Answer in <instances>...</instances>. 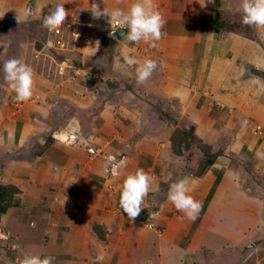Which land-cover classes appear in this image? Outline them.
<instances>
[{"label": "crops", "instance_id": "crops-1", "mask_svg": "<svg viewBox=\"0 0 264 264\" xmlns=\"http://www.w3.org/2000/svg\"><path fill=\"white\" fill-rule=\"evenodd\" d=\"M29 2L0 0V182L14 186L20 197L14 195L13 204L0 214V264H19L25 253L53 256V264H173L169 255L175 246H163L157 232L142 223L145 218H140L151 207L145 203L134 221L119 208L118 190L123 177L137 168L148 172L155 184L167 186L175 181L166 176L169 154L158 148L164 143H157L156 137L143 141L134 126L140 118L144 121V111L158 110L159 98L163 109L210 146L216 155L203 173H180V178H190L189 194L201 204L208 198L211 203L222 179L231 180L235 173L246 172L238 169L241 166L234 158L255 155L246 169L253 172L260 168L264 174V153L254 154L257 139L248 128L249 121L258 122L264 115V28L242 23L240 0H155L166 21L162 39L156 47H150L145 42L130 44L121 36L113 38V50L106 51L111 59L108 57L105 66L100 60V68L95 66L110 79L99 93H110L115 99L102 98L93 106L81 96L77 98L78 94L94 95L91 82L85 87L71 82L57 88L51 70L40 64L43 54L39 50L37 56H31L23 40L13 52L14 33L4 18L9 13H24ZM92 2L31 3L34 14L40 15L47 14L57 3H65L69 11L66 20L103 26L101 21L107 18L93 19L87 10ZM96 2L108 9L127 10L131 0ZM126 52L140 62L146 58L156 60L151 85L139 88L134 71H128L126 66L117 68V62L123 65ZM10 57L30 65L35 80V98L15 110L8 97L15 92L3 72V64ZM241 68L245 70L243 76ZM237 90L244 94H234ZM254 96L257 104L252 101ZM61 97L62 105H58L56 100ZM32 100L39 107L34 108L37 104H31ZM227 106H235L237 112H225ZM70 125L79 130L67 136ZM86 126L91 131L89 135L99 142L98 152L91 157L79 141L74 143L76 133L82 137ZM125 142L134 147L126 144L129 146L124 148ZM140 146L144 153H135L134 148ZM122 151L136 159L134 165ZM116 156L123 158L125 168L120 165L113 173L104 167V159ZM179 159L181 156L175 158L174 164ZM185 218L189 219L183 213L180 219ZM147 221L160 226L162 220L153 214ZM94 223L106 233H98L92 227ZM170 232L169 228L164 238L167 241Z\"/></svg>", "mask_w": 264, "mask_h": 264}, {"label": "rangeland", "instance_id": "rangeland-1", "mask_svg": "<svg viewBox=\"0 0 264 264\" xmlns=\"http://www.w3.org/2000/svg\"><path fill=\"white\" fill-rule=\"evenodd\" d=\"M33 1L30 0L29 4L31 5L29 7H33V3H31ZM39 16L40 13L36 12L35 17ZM35 17L24 20L23 13H9L4 18V23L9 24V30L14 33L12 40V43H14L13 52L16 51L18 44L24 40V44L27 43V46L30 48L29 53L31 56H37L38 50L43 54L41 55L43 59L40 64L41 66H45L47 71L51 70L50 73H53L57 88L66 87V84H70L71 82L81 83L85 87L91 82V90L94 95H91V93L78 94V99L81 96L84 101L86 100L87 102L88 100L89 104L93 106L102 98H104L103 101L114 100L115 98L110 93H99V91H102L101 88L108 86L107 83L110 79L106 73H101L95 66L98 65V68L101 65L105 66L104 63L107 64L106 60L108 57L111 59L106 51L113 50V38L115 37L109 35V31L106 30L107 25H109L108 20L101 21L103 26L94 24L90 26L85 23L83 28L75 25L77 21L66 20L64 25L56 29L59 31L56 33V30H49L44 27L41 19ZM17 18L21 22L18 23ZM121 37L123 36L121 35ZM57 40L63 41V45L61 46L60 43H57ZM96 41H99L100 45L97 51L95 48ZM86 48L90 49V51H87ZM99 60L101 61V65L98 63ZM78 62L79 64H77ZM39 68L38 66V70ZM128 71L135 72V66ZM262 76L264 77V74ZM110 77L114 78V76ZM115 78L118 81V77ZM135 81H137V78ZM151 83L152 80L150 78L142 84L138 83V81L136 82L139 88H143L146 84L151 85ZM128 85H130L131 90L133 88L132 81ZM239 91L241 95L244 94L243 90L234 91V94ZM74 92L77 94L76 91ZM248 93L250 92L248 91ZM137 96L140 99V94ZM8 97L10 99V106L14 110L21 108L23 102L15 100V93L9 94ZM145 97L149 98L148 96ZM33 98H35V95L30 99ZM61 98L59 101L56 100L58 105H62L63 97ZM156 100L159 102L158 110L151 108L144 111L141 114V116H145L144 121L140 118L138 125L134 126L136 132L143 135L141 137L143 141L156 137L158 139L157 143H164L162 147H157L165 149L169 154L168 162L170 167L166 176L177 180L180 178L181 171L190 173L191 175L201 173L208 159L206 156L209 151L208 144L204 143L184 124L177 121V117L167 112L166 109H163L164 104H162L159 98H156ZM257 100L255 96L252 98L254 104H257ZM34 101L32 100L31 104H37ZM36 107H39V105L34 106V108ZM233 107L227 106L224 108V111L235 112L237 109L235 106ZM248 125L251 135L257 139L254 154L256 152L264 153V115L258 122L249 121ZM75 129H78V126L73 127L70 125L67 134L66 132L64 134L68 136L73 131L75 132ZM88 132L91 131L86 126V128H83L82 137L76 133L77 141H74V143L79 141L80 143L78 144L85 146L86 150L87 147H92L94 150L99 149V142L92 135H89L90 133ZM118 134L119 132L117 131L116 136ZM83 140H88L87 145L82 142ZM126 144L130 143L125 142L123 144L124 148H128L129 145L127 146ZM130 146L131 148L134 147L133 144H130ZM141 148L142 146L140 148L135 147V153L141 150L140 153L143 154L144 151ZM97 152L94 154L89 152V156L96 155ZM122 153L127 154L124 151ZM128 156L131 158V165H134L136 159H133L131 155ZM178 156H181V159H179L180 161L177 164H174V160ZM254 156L249 157L247 155L248 158H246V156L242 155L240 159H233L235 163H239L241 166L238 169L242 168L246 172L239 171V173H235L231 180L229 178L222 179L220 186L215 190L214 199H212L211 203L209 198L205 200L194 221L186 218L182 221L180 218L184 212L178 211L167 199L171 183H168L167 186L166 184H158L160 191L158 193H149L150 195L147 196L145 203L151 208L146 210L140 218H145L142 223L157 232L155 234L161 240L163 246H175V248H172V252L170 251L169 256L173 257V261L170 259V262H174L173 264H264V174L260 168L253 172H250L251 169H246L251 166ZM230 158L232 159L231 156ZM120 159L122 160L123 158ZM121 160H119L118 156L111 157V159L109 157L105 158L104 165H106L104 167L110 172L116 173L118 166L122 165V169L125 168L124 162H121ZM239 160L241 161L239 162ZM160 182L162 183V181ZM0 185L6 184L0 182ZM17 191L16 189V192L11 196L15 195V198L18 199L20 198L19 195L15 194ZM158 209H161L159 214ZM153 214L157 215V219L160 218L162 220L159 222L160 226L153 224L152 221L150 222L152 224L149 221L146 222V219L150 218L151 215L153 216ZM96 224L94 223L92 227L102 235L103 230L99 231ZM169 228L171 232L167 241L164 238Z\"/></svg>", "mask_w": 264, "mask_h": 264}, {"label": "clouds", "instance_id": "clouds-1", "mask_svg": "<svg viewBox=\"0 0 264 264\" xmlns=\"http://www.w3.org/2000/svg\"><path fill=\"white\" fill-rule=\"evenodd\" d=\"M101 2L103 3V0ZM64 4H55L47 14L39 17H35L32 7H26L23 19L39 18L44 27L56 30L65 24L66 18L69 16V11L64 7ZM87 10L90 11L93 19L107 18L111 26L109 35L118 29H128L126 34L122 33V36L130 44L145 42L151 47H156V42L160 41L164 35L162 29L166 21L158 10L155 0H131L127 10L120 7L112 9L101 7L100 3L93 0ZM239 11L244 25L255 26L257 29L264 28V0H240ZM17 21L21 22L19 18ZM99 46V41H96V51ZM123 61V65L117 62V68L135 66L136 78L141 84L152 76L157 67L156 60L146 58L140 62L127 52L123 55ZM244 71L241 68V76L244 75ZM3 72L5 80L9 83L11 90L15 92L16 101L24 102L33 96L35 80L34 70L30 65L20 59L11 58L4 62ZM11 138L12 134L10 133L9 139ZM82 142L87 145L88 140ZM189 184V177H182L172 182L169 185L167 199L178 211L184 212L189 219L194 220L199 214L202 204L189 194ZM159 191V185L154 184L152 176L143 168H137L123 177L122 186L118 190L119 208L126 213L130 221H134L145 208V200L149 193H158ZM54 259L50 255L25 253L19 264H53Z\"/></svg>", "mask_w": 264, "mask_h": 264}, {"label": "trees", "instance_id": "trees-1", "mask_svg": "<svg viewBox=\"0 0 264 264\" xmlns=\"http://www.w3.org/2000/svg\"><path fill=\"white\" fill-rule=\"evenodd\" d=\"M209 151L207 152V161L205 162V166L203 167V170L201 173L204 172L205 169H207L210 164L213 162L215 158V153H212L210 151V146L208 145ZM201 173L197 174L199 176ZM196 175V174H195ZM16 192V188L12 186L7 185H0V212H4L6 208L13 203V193Z\"/></svg>", "mask_w": 264, "mask_h": 264}, {"label": "built area", "instance_id": "built-area-1", "mask_svg": "<svg viewBox=\"0 0 264 264\" xmlns=\"http://www.w3.org/2000/svg\"><path fill=\"white\" fill-rule=\"evenodd\" d=\"M76 22V21H75ZM74 22V23H75ZM78 23V24H77ZM77 23H75V25L76 26H79V27H82L83 28V26H85V22H82V21H77ZM68 27V26H67ZM79 27H76V28H79ZM107 29V31H109V33L111 32V26H110V24L109 25H107V27H106ZM120 29H118L117 31H119ZM125 30H126V33H127V31H128V29H126L125 28ZM59 31L58 30H56V33H58ZM57 43H60L61 44V46L63 45V41H61V40H57ZM256 133V132H255ZM87 150L90 152V153H92V154H94L95 152H96V150H94L92 147H87ZM149 223H150V221H149ZM150 224H152V223H150Z\"/></svg>", "mask_w": 264, "mask_h": 264}, {"label": "water", "instance_id": "water-1", "mask_svg": "<svg viewBox=\"0 0 264 264\" xmlns=\"http://www.w3.org/2000/svg\"><path fill=\"white\" fill-rule=\"evenodd\" d=\"M126 34V30L125 29H120L119 31H116L112 34L113 37L115 38H119L121 35Z\"/></svg>", "mask_w": 264, "mask_h": 264}]
</instances>
